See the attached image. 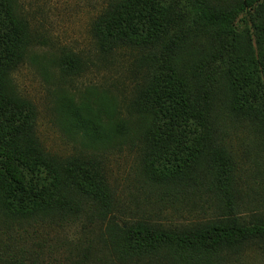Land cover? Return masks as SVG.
<instances>
[{"label": "trees", "instance_id": "1", "mask_svg": "<svg viewBox=\"0 0 264 264\" xmlns=\"http://www.w3.org/2000/svg\"><path fill=\"white\" fill-rule=\"evenodd\" d=\"M245 11L250 27L237 30ZM93 31L106 49L136 54L132 107L149 119L138 136L142 174L166 194L217 193L226 215L183 228L112 222L102 246L83 249L73 264H106L98 259L104 251L111 264H241L249 251L264 256V219L247 223L235 212L223 122L264 133V0H115ZM33 41L13 0H0V264L42 263L28 250L26 226L78 220L91 206L103 221L114 209L103 160L47 151L35 105L8 88ZM77 63L66 56L61 67L76 73ZM100 108L59 103L66 125L93 147L124 135Z\"/></svg>", "mask_w": 264, "mask_h": 264}, {"label": "rangeland", "instance_id": "2", "mask_svg": "<svg viewBox=\"0 0 264 264\" xmlns=\"http://www.w3.org/2000/svg\"><path fill=\"white\" fill-rule=\"evenodd\" d=\"M114 1L13 0V11L29 24L34 41L24 62L11 73L8 88L35 105L37 134L47 151L103 160L114 198V209L103 221L91 206L78 220L45 218V225L26 226L31 235L28 250L42 255L41 264H73L83 249L102 246L112 222L145 221L183 228L226 215L217 193L186 190L166 194L142 174L138 136L149 119L132 107L136 54L106 49L93 31L98 16ZM235 27H250L249 11L239 15ZM66 56L78 60L76 73L61 67ZM66 99L74 104L89 102L101 110L104 107L106 115L123 129V137L106 146H90L60 114L59 103ZM103 118L108 121L105 115ZM223 122L234 163L235 212L247 223L264 219V133L245 121L226 118ZM93 256L96 258V251ZM98 259L111 264L107 251ZM241 264H264V256L249 251Z\"/></svg>", "mask_w": 264, "mask_h": 264}]
</instances>
